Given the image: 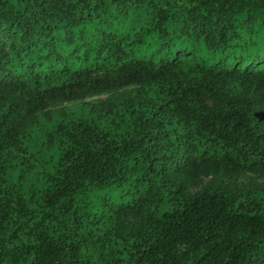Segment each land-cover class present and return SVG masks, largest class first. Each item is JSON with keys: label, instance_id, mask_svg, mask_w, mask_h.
<instances>
[{"label": "trees", "instance_id": "16d2710c", "mask_svg": "<svg viewBox=\"0 0 264 264\" xmlns=\"http://www.w3.org/2000/svg\"><path fill=\"white\" fill-rule=\"evenodd\" d=\"M259 167L264 0H0V264H264Z\"/></svg>", "mask_w": 264, "mask_h": 264}, {"label": "rangeland", "instance_id": "374dc122", "mask_svg": "<svg viewBox=\"0 0 264 264\" xmlns=\"http://www.w3.org/2000/svg\"><path fill=\"white\" fill-rule=\"evenodd\" d=\"M142 96H143L142 86H128V87H122L119 89L111 90L107 92L106 94H103L98 97L87 98L84 101L77 102V104H80V103L93 104L97 109H100L102 108V104L105 101L124 100L128 102L134 98L141 99ZM72 105L73 104L65 105L56 110L63 111V109L69 106H72ZM213 182H214V179L211 176L202 175L193 181V184L189 188V192L191 194H196ZM252 182H255L259 185L264 186V169L263 168L259 167L256 170L247 173L243 178L239 179L236 182H233L227 179L219 180V183L223 187L228 188L231 191H234L236 193L246 190ZM181 251H183V249H181Z\"/></svg>", "mask_w": 264, "mask_h": 264}]
</instances>
